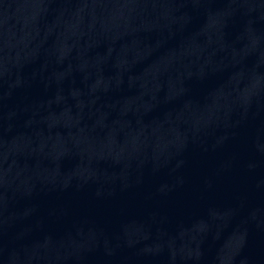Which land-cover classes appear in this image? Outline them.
Masks as SVG:
<instances>
[{
  "label": "water",
  "instance_id": "95a60500",
  "mask_svg": "<svg viewBox=\"0 0 264 264\" xmlns=\"http://www.w3.org/2000/svg\"><path fill=\"white\" fill-rule=\"evenodd\" d=\"M260 169L264 0H0V261Z\"/></svg>",
  "mask_w": 264,
  "mask_h": 264
}]
</instances>
